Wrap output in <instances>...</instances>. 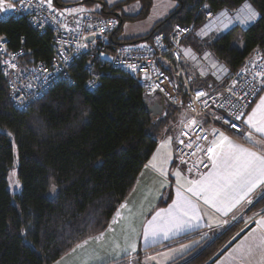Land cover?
<instances>
[{"label":"trees","instance_id":"1","mask_svg":"<svg viewBox=\"0 0 264 264\" xmlns=\"http://www.w3.org/2000/svg\"><path fill=\"white\" fill-rule=\"evenodd\" d=\"M246 1L260 14L254 24L234 26L202 42L228 67V81L255 50H264V0H181L146 35L120 40L115 37L118 27L109 52L119 44L149 42L160 32L169 37L178 24L195 31L207 22L208 9L233 12ZM113 10L101 13L109 16ZM0 36L10 39L9 50L24 45L23 66L48 61L52 55V33L39 35L25 19L0 21ZM2 61L0 53V264H52L107 228L158 146L155 130L168 111L180 107L165 102V114L154 115L150 107L162 96L148 94L132 74L113 69L107 58L92 72L84 69L86 59L79 61L72 70L75 85L60 83L26 110H17ZM93 76L101 85L88 91L85 83ZM6 130L16 142L23 185L16 203L8 188L14 143ZM235 228L201 256L217 252Z\"/></svg>","mask_w":264,"mask_h":264},{"label":"built area","instance_id":"2","mask_svg":"<svg viewBox=\"0 0 264 264\" xmlns=\"http://www.w3.org/2000/svg\"><path fill=\"white\" fill-rule=\"evenodd\" d=\"M7 4L11 7L0 13V21L25 19L39 35L52 33L50 59L32 66L22 65L21 59L26 53L24 45L9 50L10 39L0 36L2 70L7 76L11 102L17 110H26L60 83L75 85L72 70L79 61L86 59L84 69L92 72L99 61L106 62L101 54L108 53L111 67L132 74L148 94H159L166 103L186 108L194 117L199 114L205 117V122H196L176 146L177 156L189 162L225 129L235 135L242 134V120L264 90V53L261 50L255 51L219 88L193 87L194 75L184 76L180 87L165 72L161 61L166 55L179 61L180 42L193 31V26L178 24L169 37L160 32L149 42L123 43L109 52L111 36L119 27L115 16L91 12L67 16L45 0H7ZM213 17L214 12L208 9L206 18ZM100 85L101 80L93 76L85 83V89L95 91ZM208 166L206 160L200 164L202 170ZM260 192L264 193V185ZM247 226L243 225L237 233Z\"/></svg>","mask_w":264,"mask_h":264},{"label":"crops","instance_id":"3","mask_svg":"<svg viewBox=\"0 0 264 264\" xmlns=\"http://www.w3.org/2000/svg\"><path fill=\"white\" fill-rule=\"evenodd\" d=\"M65 1L66 0H57L55 7L59 10H61L62 7L69 9L80 3L72 0ZM62 2H65V4ZM247 5H250L251 9L257 14L252 19H248L249 9ZM7 8L8 4L6 3L4 8L0 9V13ZM84 12L87 11L80 13H65V15L76 16ZM232 13L233 12L227 9H223L215 13L214 17L209 19L203 27L196 29L190 35L186 36L187 38L185 37L180 42L181 57L179 61H176L170 56L162 58L161 62L163 69L178 85L182 84L183 76L189 75L195 76V79L191 82L193 87L214 89L223 86L227 82L228 67L221 63L210 49L202 45L201 40L208 37V35L211 36L210 33L214 36L225 33L237 24L244 28H248L260 17L258 11L249 1L244 2L233 14ZM261 51L264 53V50ZM261 97H264V90L255 103L249 108L242 120L244 126L242 134L235 135L226 129L222 134L234 144L264 155V134L256 132L255 129L247 123L248 116L259 103ZM168 113L170 116L176 118L177 123L180 122L181 124L180 130L170 141L168 153L162 158L153 159L159 147L158 143L150 160L141 171L135 187L125 201L119 206L111 222L107 226L106 232L112 230L114 236H119V239L116 238L113 242L114 245L117 244L121 249L123 242H126V217L130 216V218L135 221L134 224L136 226L142 221L141 224L137 226L136 233L138 235L137 238L139 239V237H142V240L140 243L137 241L132 248H129L125 254L126 256L122 257L121 254V256H113L110 259H104L105 262L103 263L114 262L115 264H125L123 260L128 257L126 261L128 263L131 261L132 264H135V261L131 260V258L144 256L148 261L160 250H166L165 252L168 255L166 258L167 262L177 259H185V261H188L202 252V250L205 249L204 247L209 246L211 242L220 237L228 226V223L234 219L240 218L242 222H246L244 225L249 223L246 229L241 231L233 241L231 240L225 245L223 247L224 249L222 248L223 250H217L218 252L216 254L219 252L220 254L209 264H261V260L264 259V254H262L261 250L254 248L251 255H249L248 249L250 245L254 246L258 244L260 239L264 237V225L260 224V221L264 219V206L262 207L260 205V208H252V203H254L252 202L253 195L255 191L264 184H259L252 192L244 195L227 214L205 203L204 199L200 196L188 192L187 189L189 187H194L189 181L202 180L204 177H207L209 173L215 171L212 164V154L208 152V149L213 147L214 143H219L222 138L220 136L218 139L212 140L194 160L186 162L177 156L176 146L183 134L189 131L196 122H205V117L202 116L201 119H199V116L194 117V115L192 116V112L186 108H176L175 111H168ZM164 114L165 110L161 115L163 116ZM248 133L252 134L251 138ZM257 140L262 141V143H256ZM217 151H219V149ZM204 160L209 162V166L202 170L200 164ZM157 166L160 168H157ZM161 168L164 172H161ZM177 173H179V175H177ZM178 191L181 197L191 200L192 204L195 206V210H189V217L185 218L189 220L188 225L182 229H176L168 225L166 236L163 231L155 236L149 234L153 228L159 229L166 226L165 222L169 219L167 211L170 210V207L173 214H176L173 205L178 201L175 197ZM239 194L243 195L242 192ZM162 198L165 200H162ZM249 201H251V203H249ZM262 204L264 205V202ZM158 213L160 214L159 217L157 216ZM192 215L197 216L198 219L191 220ZM114 221L119 222L116 224L118 229L115 228V230L111 228V226H115ZM159 243H164V246H157ZM108 248L109 245L107 249ZM210 257H214V255H210Z\"/></svg>","mask_w":264,"mask_h":264},{"label":"rangeland","instance_id":"4","mask_svg":"<svg viewBox=\"0 0 264 264\" xmlns=\"http://www.w3.org/2000/svg\"><path fill=\"white\" fill-rule=\"evenodd\" d=\"M46 1L49 2V0H46ZM72 1L80 2V3H78L76 6H73L72 8H69V9L62 7L60 11L64 14L73 13V12L80 13L83 11H87L93 14H100L102 16L103 15L105 16L104 13H101L102 10L104 11L106 9L113 10L112 8H115L113 12L118 13V15H120L122 19V23H121L122 25H121L120 24L121 19L118 18L119 24L121 26H120V29L116 31V34H115V37L120 40L131 38V37L142 36V35H146L150 33L156 24H158L160 21L164 20L167 16H169V14L172 13L174 10H176L181 4V0H72ZM56 2L57 0H51V5L55 7ZM65 2H62V3L65 4ZM6 3H7V0H4V6L6 5ZM234 12L235 11H233V13ZM111 15L113 14H110L109 16ZM207 22H208V19H207ZM236 26L242 27L241 25H238V24ZM210 34L211 36L208 35V37L202 39L201 41L204 43H207L209 40H211V37H213L214 35L212 33ZM258 50L260 49H257L255 51H258ZM251 56L249 57V59L251 58ZM101 57L103 59L109 58V56L105 53L101 54ZM156 102L161 103L162 100L160 99V100H157ZM175 110L176 109H173L172 111H175ZM193 115L194 113H192V116ZM198 116H199V119H201L203 115L199 114ZM163 121L164 123L160 127H158L154 132V137L158 140V143H159V147L157 148V151L153 157V159L155 160L160 157L162 158L166 153H168L171 139L181 128L180 122L177 123L176 118H174L173 116H170L169 114L167 118L163 119ZM6 132L10 134L9 131L6 130ZM10 135L14 143L15 161H14V165L11 167L8 173V188L13 196L14 202L16 203L15 195L21 193L23 185L18 177L19 157H18V150H17L16 142L12 134ZM157 168H160V167L157 166ZM160 170L161 172H164L162 168ZM262 187L263 185L259 187V189H257V191H255L253 195L254 197H253L252 202L254 203H252L253 204L252 208H255V207L260 208V205L262 204L261 199L264 197V193L262 194V192H260ZM175 197L176 199H178L177 196ZM162 200H165V199L162 198ZM263 206L264 205L262 204V207ZM169 209H171V207ZM126 218H127L126 219L127 230L125 232L126 242H123L121 249H120V246L118 247L117 244L114 245V242H113L114 239L115 240L116 238L119 239V236H114L112 233V230H109V232H106L107 231V228H106L101 233L94 235L92 237H89L86 240L82 241L77 246H75L72 250L66 253L63 257H61L59 260H57L56 262L52 264H115L114 262L113 263H103V262H105L104 259H110L113 256H116V257L121 256V255L122 257L126 256L125 254L129 250V248H132L136 244L137 241H139L140 243L142 240V237H139L138 239L137 238L138 235L136 234L137 226L140 225L142 221H140L138 225L136 226L134 224L135 221H133V219H131L130 216ZM117 222L118 221L115 222V226ZM245 223L246 222H242V220H240L239 218V219H234L233 221L227 224L228 226L222 232V235L225 232L230 231L232 229V226H236V228H235V231L232 233V235H230V237L221 245L218 251L222 249L225 245H227L232 239H234L235 236L239 235L237 232ZM248 224L249 223H247L246 225ZM115 226H111V228L113 230H115V228L118 229V227L117 226L115 227ZM97 237H99V239H97ZM105 239H108V240H105ZM216 240L217 239L211 242L210 245L215 243ZM163 244L164 243H159V245L157 246H164ZM108 245H109V248L107 249ZM209 246L204 247V248L207 250ZM205 249L202 250V252L197 254L195 257L189 259L188 261H185V259H177L174 261L167 262L166 258L168 257V255L165 252L166 250H160L159 252H157L156 255H154L148 261L146 260L147 258L145 259L144 256L139 257V258H131V260H134L135 264H154V263L155 264H209L211 260L217 257L218 254H220V252L216 254L218 252L217 251L211 255V256L214 255V257L201 256L203 252H205ZM126 258L125 259L123 258L124 260L122 259L123 261H125V264H132L131 261L128 263L126 261Z\"/></svg>","mask_w":264,"mask_h":264},{"label":"snow or ice","instance_id":"5","mask_svg":"<svg viewBox=\"0 0 264 264\" xmlns=\"http://www.w3.org/2000/svg\"><path fill=\"white\" fill-rule=\"evenodd\" d=\"M49 4H51V0H49ZM3 7L4 0H0V8ZM8 7L10 8L11 5H8ZM247 8L249 9L248 19L254 18L257 15L255 11L251 9L250 5H247ZM199 95L204 94L200 93ZM247 123L256 132L264 134V97L260 98L259 103L248 116ZM232 126L235 127V125ZM220 135L221 141L214 143L213 147L208 149V152L212 154V164L215 171L209 173L202 180L189 181L194 187H189L187 191L200 196L205 203L227 214L244 195L252 192L259 184H264V155L242 148L228 140L222 133ZM248 135L250 138L252 137L251 133H248ZM256 143L261 144L262 141L257 140ZM218 149L219 151H217ZM240 192L243 195H240ZM177 197L178 201L173 205L176 214H173L171 209L168 210L167 216L169 219L165 222L166 226L159 229L153 228L149 234L155 236L163 231L166 236L168 225L176 229H182L188 225L189 220L185 218L189 217V210H195V206L191 200L181 197L179 191ZM157 216L159 217L160 214L158 213ZM197 219V216H191V220ZM260 224L264 225V219L260 221ZM254 248L260 249L264 254V237L260 239L258 244L249 246V255H251ZM261 264H264V259L261 260Z\"/></svg>","mask_w":264,"mask_h":264},{"label":"water","instance_id":"6","mask_svg":"<svg viewBox=\"0 0 264 264\" xmlns=\"http://www.w3.org/2000/svg\"><path fill=\"white\" fill-rule=\"evenodd\" d=\"M104 10H102L103 12ZM113 16H115L116 18H120L121 19V16L118 15V13L116 12H113L112 13ZM122 23V19L120 20V24ZM89 40H92L93 38L92 37H89L88 38ZM164 108H165V101L162 100L161 103L159 102H155L151 107H150V110L154 113V115H161L163 112H164Z\"/></svg>","mask_w":264,"mask_h":264},{"label":"bare ground","instance_id":"7","mask_svg":"<svg viewBox=\"0 0 264 264\" xmlns=\"http://www.w3.org/2000/svg\"><path fill=\"white\" fill-rule=\"evenodd\" d=\"M121 25H122V24H121ZM121 25H120V26H121ZM186 38H187V37H186Z\"/></svg>","mask_w":264,"mask_h":264}]
</instances>
